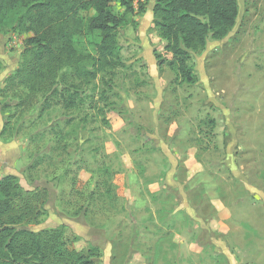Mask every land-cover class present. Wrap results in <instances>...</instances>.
Listing matches in <instances>:
<instances>
[{"label":"rangeland","instance_id":"rangeland-1","mask_svg":"<svg viewBox=\"0 0 264 264\" xmlns=\"http://www.w3.org/2000/svg\"><path fill=\"white\" fill-rule=\"evenodd\" d=\"M132 1L123 65L76 82V107L19 83L21 10L0 29V178L38 194L20 227L95 245V264H264V0H237L229 34L192 55L194 84L167 65L154 0Z\"/></svg>","mask_w":264,"mask_h":264},{"label":"trees","instance_id":"trees-1","mask_svg":"<svg viewBox=\"0 0 264 264\" xmlns=\"http://www.w3.org/2000/svg\"><path fill=\"white\" fill-rule=\"evenodd\" d=\"M124 8L117 15L112 2ZM132 0H0V29L8 16L21 10L14 28L28 36L24 61L16 73L30 94L58 95L66 107H76L79 84H90L101 74L123 65L117 38L134 12ZM143 5H140L142 10ZM93 11L92 14H89ZM152 22L164 50L167 65L179 84H194L193 54L201 52L209 39L221 40L233 29L237 0H154ZM86 14V15H84ZM158 65L165 60L155 53ZM69 74L74 83H63ZM62 84L61 88L57 85ZM38 194L19 189L17 177L0 178V264H95L99 251L69 247L60 229L34 231L20 225L34 220Z\"/></svg>","mask_w":264,"mask_h":264}]
</instances>
